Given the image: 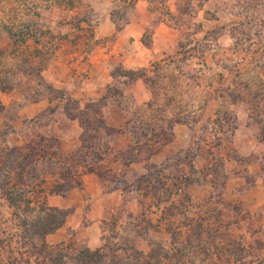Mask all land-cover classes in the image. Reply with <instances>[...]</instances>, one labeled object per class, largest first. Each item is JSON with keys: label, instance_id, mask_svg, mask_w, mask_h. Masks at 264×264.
Returning <instances> with one entry per match:
<instances>
[{"label": "rangeland", "instance_id": "374dc122", "mask_svg": "<svg viewBox=\"0 0 264 264\" xmlns=\"http://www.w3.org/2000/svg\"><path fill=\"white\" fill-rule=\"evenodd\" d=\"M0 264H264V0H0Z\"/></svg>", "mask_w": 264, "mask_h": 264}, {"label": "trees", "instance_id": "16d2710c", "mask_svg": "<svg viewBox=\"0 0 264 264\" xmlns=\"http://www.w3.org/2000/svg\"><path fill=\"white\" fill-rule=\"evenodd\" d=\"M169 122H171V129H172V122H177L176 121V119H173L172 121H170L169 120ZM44 147H47V148H50V146L47 144V143H45L44 145H43ZM34 151V150H33ZM32 155H33V153H32ZM34 156V155H33ZM32 156V157H33ZM18 157H21V156H18ZM18 157H16V158H18ZM30 158V157H29ZM29 158H27V156L26 157H24L23 159L24 160H26V161H29ZM48 161H50V159H48ZM15 164V162L12 160V165H14ZM59 192V190H58V188L56 189V190H54L53 191V193H58ZM14 202V201H13ZM30 203V202H29ZM41 211L44 213V214H46L47 216H52V214H51V212H54L55 213V215H60V212H58L56 209H54V208H48V207H43V208H41ZM61 216H63L62 217V220L59 222V224L58 225H55V227H53L52 225H50L49 223H47V231H48V233L47 234H50V233H52V232H54L55 230H57L60 226H62V224H63V222H64V219H65V215H62L61 214Z\"/></svg>", "mask_w": 264, "mask_h": 264}, {"label": "crops", "instance_id": "0c3cea01", "mask_svg": "<svg viewBox=\"0 0 264 264\" xmlns=\"http://www.w3.org/2000/svg\"><path fill=\"white\" fill-rule=\"evenodd\" d=\"M52 202H54L55 206H58L59 208H61V207L66 208V206L68 204L66 199H60V198H54V199H52Z\"/></svg>", "mask_w": 264, "mask_h": 264}]
</instances>
